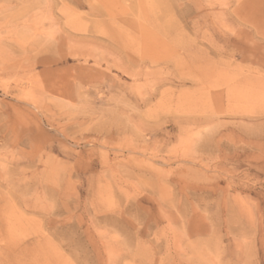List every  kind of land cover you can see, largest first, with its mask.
Returning a JSON list of instances; mask_svg holds the SVG:
<instances>
[{"label": "rangeland", "instance_id": "rangeland-1", "mask_svg": "<svg viewBox=\"0 0 264 264\" xmlns=\"http://www.w3.org/2000/svg\"><path fill=\"white\" fill-rule=\"evenodd\" d=\"M0 264H264V0H0Z\"/></svg>", "mask_w": 264, "mask_h": 264}]
</instances>
